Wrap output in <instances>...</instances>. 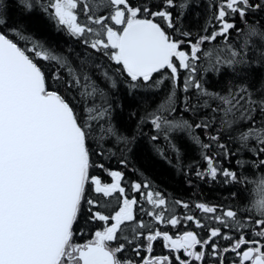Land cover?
I'll use <instances>...</instances> for the list:
<instances>
[{
    "label": "snow or ice",
    "instance_id": "obj_1",
    "mask_svg": "<svg viewBox=\"0 0 264 264\" xmlns=\"http://www.w3.org/2000/svg\"><path fill=\"white\" fill-rule=\"evenodd\" d=\"M10 2L23 15L42 10L117 67L102 65L91 54L74 66L67 56L46 49L25 34L22 24L10 22ZM153 7L150 0L135 4L132 0H0V264H136L119 254L131 245L137 256L141 249L150 254L153 242L160 238L166 247L182 250L188 257L177 255L179 264H264V175L256 181V197L243 208L194 205L218 226L208 227L191 214L183 221L204 229L206 238L185 231L174 239L137 219L138 200L125 194L121 172L109 173L112 183L91 174L94 167L104 169L92 159L93 141L101 156L107 139L115 138L126 150L132 143L111 125L108 93L93 78V69L110 88L117 87L118 78L125 75L133 89L159 88L166 79L171 81L172 89L151 114V124L165 138L173 132H186L201 147L206 171H198L197 176L235 187L246 182L242 176L246 165L264 172V0H213L214 30L205 28L207 34H198L195 41L178 24L179 15H173L175 8H187L188 0H162L155 6L157 10ZM78 9L85 17L83 22ZM230 37L235 42H229ZM218 38L223 39L222 46ZM20 41L25 42L23 47ZM214 41L217 44L207 48ZM38 60L55 64L56 70L46 75ZM182 70L187 73L182 91L195 90V103L184 98L185 111L208 109L212 113L210 117L205 113L207 118L198 123L169 119L164 114L175 111ZM208 72L225 76L228 86L210 91L202 76ZM50 80L62 83L64 94L53 90ZM89 101L93 102L90 107ZM77 103L85 105L84 116L76 110ZM217 121L219 127L214 128ZM97 128L100 135L95 134ZM194 129H212L216 134L207 135L205 142ZM224 132L238 145L235 151L219 142ZM213 147L223 151L208 154ZM244 152L251 154V160L237 158L235 168L217 162L218 156L231 160ZM141 188L140 183L132 185L136 192ZM113 197L119 201L118 210L105 214L100 208H108L112 201L102 203L101 198ZM145 198L152 210L141 211L157 223L173 227L182 223L175 206L190 207L180 201L170 206L159 192L149 191ZM85 212L107 226L95 232L94 240L77 244L74 225ZM141 238L143 242L137 243ZM218 240L228 243L222 246ZM111 242H117L116 246ZM141 264H172V260L149 256Z\"/></svg>",
    "mask_w": 264,
    "mask_h": 264
},
{
    "label": "trees",
    "instance_id": "obj_2",
    "mask_svg": "<svg viewBox=\"0 0 264 264\" xmlns=\"http://www.w3.org/2000/svg\"><path fill=\"white\" fill-rule=\"evenodd\" d=\"M44 2L46 3L47 0H44ZM132 2L135 4L139 0H132ZM150 3L154 5L153 10H157L155 6L161 5L162 0H150ZM212 3L213 0H188L187 8L182 10L177 7L173 10L174 18L179 15L178 24L183 30L192 33L191 39L193 41H195L198 34H207L203 31L205 28L209 32L214 30L213 24L215 22L212 20V14L215 9L210 7ZM9 9L10 22L12 24H22L26 30V35L30 36L34 41L40 42L46 49L58 55L67 56L74 66L78 65L79 61L84 59L86 55L91 54V57H97L98 62L102 65L112 68L117 67L114 62L108 61L107 57L98 56L94 50L71 36L63 26H58L42 10H37L30 15H23L15 2L9 3ZM78 12H80L79 9ZM84 19L83 13L80 12L81 22ZM156 19L159 22V18ZM168 31L171 33V30ZM218 41L222 46L224 43L223 39L218 38ZM229 42L235 41L230 37ZM20 44L23 47L25 42L20 41ZM216 44L217 42L215 41L211 42V44L207 45V48L210 49ZM27 47L31 48L32 44L28 43ZM185 47L187 46L185 45ZM29 54L31 55V53ZM38 63L46 70V75L50 76L56 70L55 64H49L42 60H38ZM92 71L93 78L108 93V102L111 104V125L121 135L127 136L132 140L129 145L130 150H126L125 146L122 143H118L115 138L107 139L103 144L105 149L103 156L96 154L100 149L96 147L95 141H93L92 146L95 151L92 159L95 164H103L104 169L94 167L91 170L92 175L100 177L102 182L112 183L113 178L109 173L111 171H119L123 174L121 185L125 188V194L129 198L135 197L138 202H147L145 198L147 192H159L166 198L170 206L175 204L176 201L190 205L189 209H184L182 204L175 206V215L180 217L181 220H183L185 215L191 214L201 219L208 227L218 225L208 220L204 213L194 207L195 204L206 203L209 205H222L225 208H243L249 204L250 200L256 197V181L264 175L261 169L251 167L250 164L246 165V170H242V176L246 177V182L235 187L229 184H222L219 179L213 182L210 177L201 178L197 176V172L206 171V161L202 158L201 147L194 143L186 132H173L165 138L164 133L158 132L151 124V114L156 112L172 89L171 81L166 79L159 88L140 87L133 89L129 87V80L125 75L118 78L117 87L110 88L98 71L94 69ZM61 75L67 79L63 72H61ZM185 75L187 73L182 70L180 87L176 89L175 111L170 114H164L169 119H187L194 124L210 117L212 113L208 109H201L196 112L185 111L184 98L186 96L191 98V103H195V90H190L187 93L182 91ZM202 76L205 87L210 91H222L228 86L227 78L223 75L208 72L202 74ZM156 78H159V74L156 75ZM49 82L52 83L51 80ZM52 88L53 90L58 89L61 94H64L65 89L62 83H52ZM71 95L77 96V93L72 91ZM77 100H79V97H77ZM92 103V101H89L88 106L90 107ZM95 103H100V101L97 100ZM84 108V104H76V110L81 116L85 115ZM205 113H207V117ZM101 123L103 124L104 121H101ZM105 127H107V124H105ZM213 127H219L218 121ZM95 134L100 135L98 128ZM194 134L199 135L201 139L208 142L206 136L209 134L215 135L216 133L212 129H208L207 132L194 129ZM154 136L158 137V139L153 140L152 137ZM229 136L230 133L224 132L219 142L227 145L230 151H235L238 145L232 142ZM171 145H175L176 149H179V154ZM222 151V149L213 147L208 154ZM237 158L251 160L252 157L250 153L244 152L238 154V156H233L231 160L218 156L217 162L222 167L235 168V160ZM122 161L124 162L122 163ZM135 183L142 185L139 192L132 189V185ZM144 185H147V187H144ZM234 191L237 192L235 198L232 196ZM93 198L97 197L93 195ZM104 199L119 202L115 197L101 198V201L103 202ZM88 219V214L86 212L83 213L74 227L76 237L79 240L83 239L84 230L88 232L89 229L95 226ZM186 223L191 229L198 230L202 238H206L207 233L204 229L195 228L193 222ZM218 243L224 246L228 242L218 240ZM234 258L233 256L229 257V259ZM193 264L198 263L193 262Z\"/></svg>",
    "mask_w": 264,
    "mask_h": 264
},
{
    "label": "flooded vegetation",
    "instance_id": "obj_3",
    "mask_svg": "<svg viewBox=\"0 0 264 264\" xmlns=\"http://www.w3.org/2000/svg\"><path fill=\"white\" fill-rule=\"evenodd\" d=\"M112 182H114V180ZM117 195L119 196V194H117ZM118 207H119V202H112L108 208L101 207L100 210L102 212H104L105 214H110V213H113L115 210H118ZM141 209L152 210L151 204H149L148 202H138V205L136 207L137 219L143 220L146 224H149L154 229H158L162 232H168V234L171 235L174 239L183 235V233L185 231H195L200 235L198 230L191 229L190 227H188V224L185 223L183 220H182L181 225L176 226V227H173L171 225H167L166 223L165 224H159L154 220V218L146 215V213L144 211H141ZM88 217H89V214H88ZM88 220L92 224H95V226L92 227V229H89L88 232L86 230H84V237L82 240H79L75 234L74 238H73L75 243L84 244V243H87V242L94 240L95 239V232L96 231H102L104 229V227L107 226L102 221L91 220L90 218ZM110 223H111V221H109V224ZM74 227H75V225H74ZM74 232H75V228H74ZM126 234L129 235V238L131 239V233L128 232ZM142 242H143V238H141V241H138L137 243H142ZM116 243L117 242H111V246L115 247ZM120 243H123V241H120ZM165 245H166V242L163 241L162 238H160V239H157V241L153 242V251L150 254L147 253L146 251H144L143 249H141L140 255L137 256L136 253L132 250L134 245H131V246H126L124 252L119 254V255H120L121 259H132V260H134L136 262V264H141V261L143 259H147L149 256H152V257L168 256L172 260V264H179V262L177 260H175V257L177 255H179L181 257V259H188V257H186L184 255L182 250L180 252H176L175 250L170 249V248L166 247ZM197 263L199 264V262H197Z\"/></svg>",
    "mask_w": 264,
    "mask_h": 264
},
{
    "label": "bare ground",
    "instance_id": "obj_4",
    "mask_svg": "<svg viewBox=\"0 0 264 264\" xmlns=\"http://www.w3.org/2000/svg\"><path fill=\"white\" fill-rule=\"evenodd\" d=\"M186 223V222H185Z\"/></svg>",
    "mask_w": 264,
    "mask_h": 264
}]
</instances>
